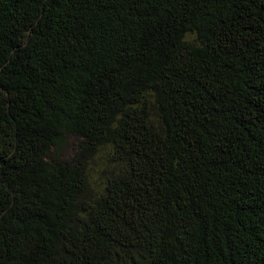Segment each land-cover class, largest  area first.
<instances>
[{
  "label": "trees",
  "instance_id": "obj_1",
  "mask_svg": "<svg viewBox=\"0 0 264 264\" xmlns=\"http://www.w3.org/2000/svg\"><path fill=\"white\" fill-rule=\"evenodd\" d=\"M0 264H264V0H0Z\"/></svg>",
  "mask_w": 264,
  "mask_h": 264
},
{
  "label": "rangeland",
  "instance_id": "obj_2",
  "mask_svg": "<svg viewBox=\"0 0 264 264\" xmlns=\"http://www.w3.org/2000/svg\"><path fill=\"white\" fill-rule=\"evenodd\" d=\"M106 163L108 165V162L107 161H104V160L100 161V160H98L97 163H94L93 164L95 176L97 175V169H100V168H103V167H107Z\"/></svg>",
  "mask_w": 264,
  "mask_h": 264
}]
</instances>
